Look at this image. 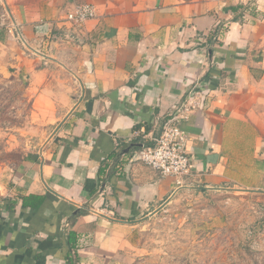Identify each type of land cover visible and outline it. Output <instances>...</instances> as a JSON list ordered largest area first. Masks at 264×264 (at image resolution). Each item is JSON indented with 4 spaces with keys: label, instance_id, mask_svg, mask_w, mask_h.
Wrapping results in <instances>:
<instances>
[{
    "label": "crops",
    "instance_id": "obj_1",
    "mask_svg": "<svg viewBox=\"0 0 264 264\" xmlns=\"http://www.w3.org/2000/svg\"><path fill=\"white\" fill-rule=\"evenodd\" d=\"M80 2L96 17L75 29ZM0 42L29 81L37 136L0 165V264H68L70 231L79 264H132L139 222L181 191L264 195V0H5ZM191 91L203 98L180 123L192 169L179 185L135 152Z\"/></svg>",
    "mask_w": 264,
    "mask_h": 264
},
{
    "label": "rangeland",
    "instance_id": "obj_2",
    "mask_svg": "<svg viewBox=\"0 0 264 264\" xmlns=\"http://www.w3.org/2000/svg\"><path fill=\"white\" fill-rule=\"evenodd\" d=\"M11 57L0 42V165L13 168L37 136L29 81ZM132 251V264H264V195L183 190L139 222Z\"/></svg>",
    "mask_w": 264,
    "mask_h": 264
},
{
    "label": "built area",
    "instance_id": "obj_3",
    "mask_svg": "<svg viewBox=\"0 0 264 264\" xmlns=\"http://www.w3.org/2000/svg\"><path fill=\"white\" fill-rule=\"evenodd\" d=\"M96 17V9L91 2L73 5L65 16V21L75 29H81L86 22ZM200 92H189L186 100L176 106L163 124L161 133L150 142L144 141L136 150L135 158L152 169L160 177H172L182 184L184 177L191 173L192 164L186 149V133L180 126L193 109L202 104Z\"/></svg>",
    "mask_w": 264,
    "mask_h": 264
},
{
    "label": "trees",
    "instance_id": "obj_4",
    "mask_svg": "<svg viewBox=\"0 0 264 264\" xmlns=\"http://www.w3.org/2000/svg\"><path fill=\"white\" fill-rule=\"evenodd\" d=\"M200 191H205V189H200ZM44 197L40 195H29L24 197L23 203L27 206H33L37 207L41 205L43 202ZM8 207L11 208V202L8 203ZM68 248H69V253H68V259L67 262L68 264H79V252L77 249V236L74 231H70L68 233Z\"/></svg>",
    "mask_w": 264,
    "mask_h": 264
},
{
    "label": "water",
    "instance_id": "obj_5",
    "mask_svg": "<svg viewBox=\"0 0 264 264\" xmlns=\"http://www.w3.org/2000/svg\"><path fill=\"white\" fill-rule=\"evenodd\" d=\"M134 145H130V147L128 148V149H126V151L125 152H129L130 151V149L133 147ZM168 203V201L166 202V203H164V204H162L159 208H157L155 211H153L150 215H148V216H146V217H144L143 219H147L148 217H150V216H152V215H154L155 213H157L160 209H162L164 206H165V204H167ZM136 221H138V220H134V221H127V222H136Z\"/></svg>",
    "mask_w": 264,
    "mask_h": 264
}]
</instances>
